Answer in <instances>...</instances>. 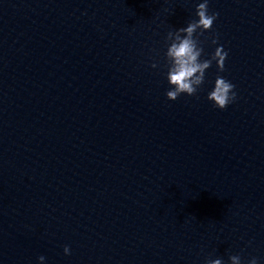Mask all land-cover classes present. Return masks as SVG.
<instances>
[{"label": "clouds", "instance_id": "obj_1", "mask_svg": "<svg viewBox=\"0 0 264 264\" xmlns=\"http://www.w3.org/2000/svg\"><path fill=\"white\" fill-rule=\"evenodd\" d=\"M196 15L198 20L191 21L186 27L179 28L174 32L169 31L166 37V40L171 42L165 53L168 64L166 79L170 85V90L166 92L168 100L175 101L182 94L195 95L204 83L206 70L212 66L213 61L216 62L219 71H224L228 52L223 49V46L217 47L211 58L202 60L204 49L200 46L199 40L194 38L198 29L201 34L210 30L219 13L210 14L208 0H203L197 5ZM212 43L216 44L217 39H213ZM152 67L155 68L157 65L153 64ZM234 88L235 85L230 81L222 76H217L214 88L208 93L207 99L213 102L214 107L223 110L236 100ZM64 253L70 254L68 246L64 247ZM38 260L43 264L45 257L40 256ZM229 261L230 264H242L239 255H231ZM205 264H222V260L219 258L208 259ZM247 264H258L257 258H251Z\"/></svg>", "mask_w": 264, "mask_h": 264}]
</instances>
